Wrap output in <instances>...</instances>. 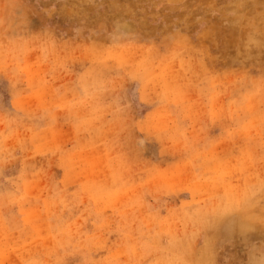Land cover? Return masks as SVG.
Here are the masks:
<instances>
[{
    "label": "rangeland",
    "instance_id": "1",
    "mask_svg": "<svg viewBox=\"0 0 264 264\" xmlns=\"http://www.w3.org/2000/svg\"><path fill=\"white\" fill-rule=\"evenodd\" d=\"M0 264H264V0H0Z\"/></svg>",
    "mask_w": 264,
    "mask_h": 264
},
{
    "label": "bare ground",
    "instance_id": "2",
    "mask_svg": "<svg viewBox=\"0 0 264 264\" xmlns=\"http://www.w3.org/2000/svg\"><path fill=\"white\" fill-rule=\"evenodd\" d=\"M233 237V236H232Z\"/></svg>",
    "mask_w": 264,
    "mask_h": 264
}]
</instances>
